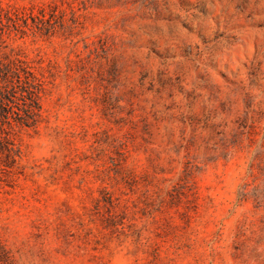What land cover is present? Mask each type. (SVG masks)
Listing matches in <instances>:
<instances>
[{
	"label": "rangeland",
	"instance_id": "1",
	"mask_svg": "<svg viewBox=\"0 0 264 264\" xmlns=\"http://www.w3.org/2000/svg\"><path fill=\"white\" fill-rule=\"evenodd\" d=\"M0 62V264H264V0H0Z\"/></svg>",
	"mask_w": 264,
	"mask_h": 264
},
{
	"label": "trees",
	"instance_id": "2",
	"mask_svg": "<svg viewBox=\"0 0 264 264\" xmlns=\"http://www.w3.org/2000/svg\"><path fill=\"white\" fill-rule=\"evenodd\" d=\"M12 79H16L20 84L24 83L27 87H30V89H26L28 90L30 103L27 109H25V116H20L19 120H22L26 125H31L32 123H30L29 119H32L35 114H38V110H40L38 97L43 81L24 65L14 68L6 63L0 62V121L2 124L5 122L10 123L9 112H11V110L4 99L9 98V91L6 83L12 82Z\"/></svg>",
	"mask_w": 264,
	"mask_h": 264
}]
</instances>
